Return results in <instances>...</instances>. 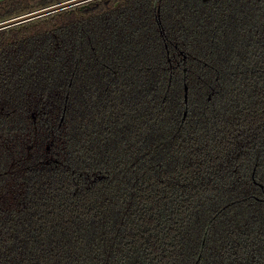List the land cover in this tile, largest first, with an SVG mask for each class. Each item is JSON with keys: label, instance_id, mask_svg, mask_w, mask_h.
Returning <instances> with one entry per match:
<instances>
[{"label": "trees", "instance_id": "trees-1", "mask_svg": "<svg viewBox=\"0 0 264 264\" xmlns=\"http://www.w3.org/2000/svg\"><path fill=\"white\" fill-rule=\"evenodd\" d=\"M0 264H264V0L1 29Z\"/></svg>", "mask_w": 264, "mask_h": 264}, {"label": "water", "instance_id": "water-1", "mask_svg": "<svg viewBox=\"0 0 264 264\" xmlns=\"http://www.w3.org/2000/svg\"><path fill=\"white\" fill-rule=\"evenodd\" d=\"M86 1H89V0H69V1L57 4V5L42 9V10H38V11L29 13V14H26L23 16H19V17L1 22L0 23V30L5 29V28L10 27V26H13V25H16V24H19V23H22V22H25V21H28V20H31V19H35L37 17L47 15V14L52 13V12L60 11V10H63V9L84 3Z\"/></svg>", "mask_w": 264, "mask_h": 264}]
</instances>
